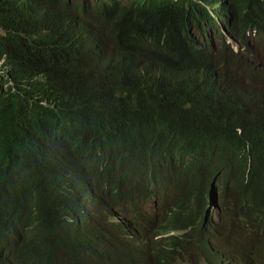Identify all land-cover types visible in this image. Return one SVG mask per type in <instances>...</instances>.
<instances>
[{
    "label": "clouds",
    "instance_id": "clouds-1",
    "mask_svg": "<svg viewBox=\"0 0 264 264\" xmlns=\"http://www.w3.org/2000/svg\"><path fill=\"white\" fill-rule=\"evenodd\" d=\"M17 1L21 15L0 10V78L13 89L14 79L24 85L56 81L68 86L67 97L72 88L93 83L110 91L119 73L132 78L123 73L135 66L110 50L120 25L137 26L141 33L140 22L126 21L117 11L132 0ZM172 14L183 16V22L161 35V43L168 38L171 58L142 65L140 93L155 95L167 75L170 83L201 88L202 123L264 114V0H182ZM10 38L19 42L9 44ZM144 39L136 43L142 49L156 45L155 37ZM65 99L47 93L43 102L56 108ZM46 157L55 185L44 200L49 205L45 219L69 245V263L149 264L152 225L175 190L168 161L140 163L132 176L110 177L78 162L71 145H59ZM230 180L229 171L218 172L199 199L202 250L210 264H245L223 247ZM23 216L10 214L0 222V264H48L42 250L45 231L23 223Z\"/></svg>",
    "mask_w": 264,
    "mask_h": 264
},
{
    "label": "trees",
    "instance_id": "trees-1",
    "mask_svg": "<svg viewBox=\"0 0 264 264\" xmlns=\"http://www.w3.org/2000/svg\"><path fill=\"white\" fill-rule=\"evenodd\" d=\"M181 1L132 0L117 8L124 20L140 22L141 33L134 25L118 27L110 50L135 67L123 73L132 78L116 75L110 91L93 83L72 88L65 97L68 86L62 82L24 85L14 79L13 89L0 78V222L10 214L24 215L23 223L45 231L42 250L48 264H72L65 257L69 245L45 219L49 205L44 200L55 182L44 159L59 145L73 146L78 162L110 177L132 176L140 163L168 161L175 190L152 225L149 264H210L202 250L199 199L209 179L229 171L223 247L240 262L264 264V114L202 123L201 88L170 83L167 75L155 95L140 93L142 65L171 58L168 38L161 43V35L183 22V16L172 14ZM0 10L22 14L17 0H0ZM151 36L156 42L151 50L149 44L143 49L136 44ZM13 42L19 41L10 38ZM47 93L66 99L55 108L44 104Z\"/></svg>",
    "mask_w": 264,
    "mask_h": 264
},
{
    "label": "rangeland",
    "instance_id": "rangeland-1",
    "mask_svg": "<svg viewBox=\"0 0 264 264\" xmlns=\"http://www.w3.org/2000/svg\"><path fill=\"white\" fill-rule=\"evenodd\" d=\"M185 264H195L193 261H191V262H188V263H185Z\"/></svg>",
    "mask_w": 264,
    "mask_h": 264
}]
</instances>
